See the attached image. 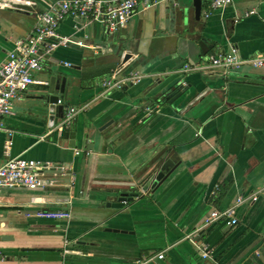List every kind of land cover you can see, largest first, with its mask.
Instances as JSON below:
<instances>
[{
	"label": "crops",
	"instance_id": "obj_1",
	"mask_svg": "<svg viewBox=\"0 0 264 264\" xmlns=\"http://www.w3.org/2000/svg\"><path fill=\"white\" fill-rule=\"evenodd\" d=\"M33 1L0 9V62L15 40L31 33L36 12L54 0ZM211 2L202 1L196 19L192 0L163 1L137 10L113 33L82 17L62 19L58 33L84 46H59L33 73L49 83L29 85L4 117L0 165L16 156L47 159L70 166L74 182L0 188V264H134L143 258L145 264H264V191L236 206L235 224L224 218L205 224L212 210L264 185V69L219 67L213 77L183 70L232 46L241 58L264 54V0H232L218 9ZM134 73L141 75L136 82L128 78ZM107 80L120 86L108 87ZM178 85L184 94L169 103L166 96ZM55 93L64 107L78 109L63 129L56 127L59 119L50 126L46 97ZM162 150L180 162L177 173L143 191L144 171ZM121 192L137 196L122 208L105 206ZM54 209L70 217L28 215ZM197 245L207 246L209 256Z\"/></svg>",
	"mask_w": 264,
	"mask_h": 264
},
{
	"label": "built area",
	"instance_id": "obj_2",
	"mask_svg": "<svg viewBox=\"0 0 264 264\" xmlns=\"http://www.w3.org/2000/svg\"><path fill=\"white\" fill-rule=\"evenodd\" d=\"M163 1L175 2L176 0H54L48 3L45 9L36 12V23L31 33L25 38L15 40L12 49L0 62V130L6 129L4 117L14 113V101L23 97L29 85L49 83L35 78L33 73L43 68L44 62L52 52L59 46H84L81 40L58 33L57 29L63 18L66 16L82 17L87 22L102 24L107 32L113 33L122 28L137 10L151 8ZM231 2L232 0H212L211 8H222ZM33 4V0H0V9H21V5ZM254 12L255 10L251 9L244 15L249 16ZM208 14L205 15L208 16ZM65 64L69 65L68 62ZM244 66L264 69V54L258 53L241 58L237 48L232 46L227 52L211 55L209 63L201 66L184 64L183 70L201 69L207 73L205 76L213 77L216 68L221 67L224 72H231L240 70ZM140 77L141 75L134 73L128 78L136 82ZM103 84L108 87L120 86V83H111L110 80L104 81ZM57 103L62 104V98H59ZM77 112L76 107L66 106L56 127L62 129L68 126ZM10 144V140L5 142L7 155ZM74 153L78 155L81 150L75 149ZM74 178L75 174L70 166L47 159L16 156L10 157L0 165V188L24 187L30 190H44L61 186L69 188L73 184ZM65 179L68 181L64 182ZM263 191L264 185L252 195L237 196L234 205L212 210L205 218V224L220 218L227 219L230 224H235L237 222L236 206L247 201H256L258 193ZM28 215L53 220L70 217V213L64 209L35 210ZM197 246L203 258L209 256L207 246ZM163 256L164 254L160 252L156 257L162 259ZM147 261L146 258L137 259L134 264H145Z\"/></svg>",
	"mask_w": 264,
	"mask_h": 264
},
{
	"label": "water",
	"instance_id": "obj_3",
	"mask_svg": "<svg viewBox=\"0 0 264 264\" xmlns=\"http://www.w3.org/2000/svg\"><path fill=\"white\" fill-rule=\"evenodd\" d=\"M202 1L203 0H192V6L194 8L195 18H200V13L202 10ZM199 46L202 50L203 54L208 52V47L205 45L204 40L199 41ZM130 54H126L123 57V61L128 60ZM259 77V76H258ZM260 78L264 79V76H260ZM186 87L177 86L175 88H170L166 96V100L169 103H173L178 97L184 94ZM60 98L59 94H50L46 97V102L48 103V111L50 112L49 121L50 126L55 124L56 121L63 116L64 104H58L57 100ZM112 121L106 123L102 126L101 129H104L108 126ZM63 129V128H62ZM88 133L85 134V141L88 140ZM86 143V148H91V142H84ZM74 145V144H73ZM180 162H174V160L169 156V152L167 150H162L157 153V155L152 158V160L148 163L146 170L144 171V178L145 181L141 186V190L145 191L148 188L150 190H156L161 185L167 183L174 175L177 173V168ZM137 196L136 192H121L116 197L114 201H107L105 202L106 207L112 208H122L124 204H126L129 200L133 199ZM110 229V228H108ZM111 230V229H110Z\"/></svg>",
	"mask_w": 264,
	"mask_h": 264
}]
</instances>
